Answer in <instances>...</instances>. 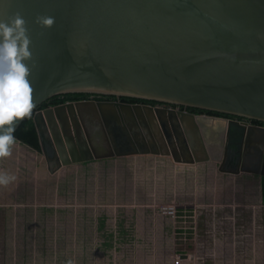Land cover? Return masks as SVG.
<instances>
[{
  "label": "water",
  "instance_id": "95a60500",
  "mask_svg": "<svg viewBox=\"0 0 264 264\" xmlns=\"http://www.w3.org/2000/svg\"><path fill=\"white\" fill-rule=\"evenodd\" d=\"M16 12L31 40V114L50 172L131 155L118 151L117 140L123 133L133 143L135 130L159 147L153 154L221 162L239 125L115 101L40 108L59 94L128 96L264 122V0H0V20ZM38 16L54 17L53 25L38 24ZM240 127L246 145L258 138L262 147L257 126Z\"/></svg>",
  "mask_w": 264,
  "mask_h": 264
},
{
  "label": "rangeland",
  "instance_id": "374dc122",
  "mask_svg": "<svg viewBox=\"0 0 264 264\" xmlns=\"http://www.w3.org/2000/svg\"><path fill=\"white\" fill-rule=\"evenodd\" d=\"M28 152L15 142L11 154L0 158V172L16 175L8 184L6 194L3 195L5 185H0V201L11 196L12 203L30 202L29 191L33 190L28 187L26 159L33 158V152ZM101 162L102 165L98 162L86 170L97 171L95 181L101 189H106V202L132 205L153 202L155 206L164 202L165 207H155L149 239L145 244L140 242V247L137 241L142 239L140 226L144 223L141 212L135 208L115 211L117 254L105 251L102 246L100 256L90 260L93 264H264V204L257 175L226 174L213 161L178 162L171 156L153 153L116 156ZM174 172H179L175 176L180 184L171 180ZM85 196L86 202L91 201L87 187ZM222 203L227 205L222 207ZM163 212L167 215L164 216L165 234L161 236L162 219L156 214ZM24 217L23 227L21 221L12 220L0 225V264L8 263L7 256L18 254L22 258L10 260L11 264H27L32 259L41 264L39 257L31 256L33 246L27 212ZM175 220L182 234L173 227ZM129 223L131 229L126 231ZM102 229L104 234L99 235V240L109 239L105 225ZM42 230V241L34 244L39 251L46 245L45 227ZM131 251L132 257L137 251L149 252L151 257L144 255L141 260L125 257ZM50 261L44 259L43 264H51Z\"/></svg>",
  "mask_w": 264,
  "mask_h": 264
},
{
  "label": "crops",
  "instance_id": "0c3cea01",
  "mask_svg": "<svg viewBox=\"0 0 264 264\" xmlns=\"http://www.w3.org/2000/svg\"><path fill=\"white\" fill-rule=\"evenodd\" d=\"M24 149L27 152L30 151L28 152L30 154L33 152V158L28 157L29 159H26V163L29 165V176L27 177L29 181L28 187L31 191L33 190V192L29 191L30 202L27 204L15 202V204L12 203L10 199L11 196L9 199L6 198L0 201V225L8 224L9 220H12L13 222L21 221V226L23 227L26 222L24 214L27 212L29 239L33 246L31 256L34 258L39 257L41 259V264L44 263V259H51V264H85V260L87 259L88 264H93L90 260L100 256L102 246L105 251L117 254V245L115 244L118 232L116 229V222H114L116 219H114V217L115 211L120 208L121 210L126 209V211L135 208L141 212V218L144 223L140 226V236L142 239H138V247L142 246L140 242L145 244L146 240L149 239L147 237L151 231V216L157 209L155 207H165L163 206L164 202L161 201L163 203H158V206H155L153 202L137 203L135 205H132V203L106 202V189H104V187L101 189V185L95 181L97 177L95 173L97 171L93 172V174L89 172L90 170H86L87 166L92 169L98 162V164L102 165L101 161L113 158L74 163L61 166L54 172H50L40 149L39 151H32L25 147ZM171 180L174 181L173 178H171ZM18 187L19 185L16 186V189H18ZM86 187L91 193V198H87L91 201L88 202L85 201ZM98 190L103 192L102 198H98ZM6 193L5 191L3 195ZM128 194L133 195L134 193L128 191ZM224 205L227 204H221L222 207ZM157 214L156 216L162 219L160 220L161 226L159 227L161 236H164L166 222L164 216L167 214L164 212ZM172 224L175 230L180 232V229L176 226V220ZM104 225L106 229H108L107 236H109V239L99 240V235L103 232L102 228ZM9 226L10 225H7V227ZM42 227H45L44 241L46 245L39 251V247L34 244L37 240L40 242L42 241ZM126 227V231H128V229L130 231L131 223L127 224ZM180 233L182 234L183 232ZM10 242L12 244L11 240ZM101 242L103 245L100 244ZM106 248H108V250H106ZM131 254L132 251L125 254V257L131 258ZM144 255L148 258L151 257V254L146 251H137L136 255L133 257L141 260L142 257H145ZM19 256V254L17 256H7L10 257L7 258V264H11L9 262L10 260L14 259L17 261L21 259L22 257ZM120 256H124V254ZM152 257L154 256L152 255ZM27 264H38V261L37 259H32V261L29 260Z\"/></svg>",
  "mask_w": 264,
  "mask_h": 264
},
{
  "label": "clouds",
  "instance_id": "9594fccd",
  "mask_svg": "<svg viewBox=\"0 0 264 264\" xmlns=\"http://www.w3.org/2000/svg\"><path fill=\"white\" fill-rule=\"evenodd\" d=\"M36 22L51 27L54 17L38 16ZM30 44L26 21L19 12L0 20V157L9 156L16 142L15 121L30 117L34 107L26 63L32 57ZM15 179L0 172V185H8Z\"/></svg>",
  "mask_w": 264,
  "mask_h": 264
},
{
  "label": "flooded vegetation",
  "instance_id": "af4514ba",
  "mask_svg": "<svg viewBox=\"0 0 264 264\" xmlns=\"http://www.w3.org/2000/svg\"><path fill=\"white\" fill-rule=\"evenodd\" d=\"M83 94L79 96L77 99H67L65 101H78V100H94V101H111V102H123V103H130V104H148L154 107H163V108H172L175 110H182V111H189L194 114L199 115H205V116H216L218 118H225L228 120H233L238 122L239 125L233 126V131L231 133V139L229 148L227 149V153L225 152V146L223 147V160L221 162L219 161H213L216 162V166L219 171L220 168H222L224 171H221L226 174H232V175H240L243 173L247 174H254L257 175L259 178V185L260 189L262 191V181L264 179V141H262V147L260 146V139H253V141H250L248 145H246V141L241 139L240 133H241V127L242 124L257 126L260 130L259 134L264 135V122L259 121L256 122L255 119L245 118L237 115L232 114H226V113H220L210 110H205L201 108H195L185 105H178V104H170L166 102H159L155 100H145V101H126L122 100V96H116V95H104V94H98V93H87L82 92ZM60 95V94H59ZM62 95V94H61ZM128 97V96H125ZM64 101V102H65ZM63 103V102H62ZM60 104V103H58ZM51 104H48L47 106H50ZM45 106V107H47ZM258 121V120H257ZM132 137L133 143L122 133L121 136H118L117 140V148L119 152H132L131 155H136L138 151L144 152L142 154H148L151 153L153 149H156L159 147H155V145H151L147 138L146 134L143 130L140 131H134L133 133H130ZM138 135H142L143 137H137ZM144 139V142H136V139ZM135 139V140H134ZM249 146V147H248ZM121 156H128V155H121ZM116 157V156H115ZM114 158V157H112ZM107 159V158H105ZM244 168L252 170L251 171H242L241 169ZM238 170V172H237ZM263 203V201H262ZM264 204V203H263Z\"/></svg>",
  "mask_w": 264,
  "mask_h": 264
},
{
  "label": "trees",
  "instance_id": "16d2710c",
  "mask_svg": "<svg viewBox=\"0 0 264 264\" xmlns=\"http://www.w3.org/2000/svg\"><path fill=\"white\" fill-rule=\"evenodd\" d=\"M82 92H75V93H65L60 95H55L45 102H43L40 106V108H43L47 106L48 104L55 105L58 103H62L67 99H77L80 95H82ZM122 100L126 101H145V99L141 98H134V97H125L122 96ZM213 112V111H212ZM256 122H259L256 120ZM16 138V143H18L23 148H27L32 151H39L40 145L38 141L37 131L33 122V115L31 114L30 117H26L21 124L18 126V128L15 130L13 134ZM163 163V162H162ZM13 173V172H12ZM179 172H174L172 174V178L174 179L175 183L180 184V181L176 176H178ZM176 175V176H175ZM176 177V178H175ZM8 185L4 186L3 191L7 190ZM3 188V187H2ZM2 190V189H1ZM98 198H102L103 192L101 190H98ZM262 201L264 203V179L262 181Z\"/></svg>",
  "mask_w": 264,
  "mask_h": 264
}]
</instances>
